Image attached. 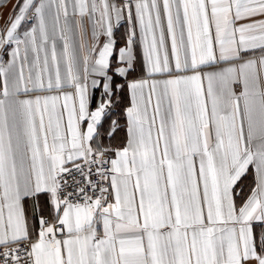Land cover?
<instances>
[{
  "label": "snow or ice",
  "instance_id": "obj_1",
  "mask_svg": "<svg viewBox=\"0 0 264 264\" xmlns=\"http://www.w3.org/2000/svg\"><path fill=\"white\" fill-rule=\"evenodd\" d=\"M14 12L0 26V264H264V0Z\"/></svg>",
  "mask_w": 264,
  "mask_h": 264
},
{
  "label": "crops",
  "instance_id": "obj_2",
  "mask_svg": "<svg viewBox=\"0 0 264 264\" xmlns=\"http://www.w3.org/2000/svg\"><path fill=\"white\" fill-rule=\"evenodd\" d=\"M22 3L23 0H20ZM17 6V0H0V26H3L5 21L10 15H15L14 8ZM122 28V32L120 34H117V30ZM114 37L116 40V48L113 53V63H116V59L118 57V50L120 47H123L125 45L127 35H126V28L124 26V23L121 22V26L114 30ZM90 31L88 34L87 39L90 40ZM122 41V44L118 45V40ZM134 50L137 55V59L139 63H142V52L139 47V45H134ZM3 54H0L2 56ZM5 59L7 57H4ZM139 67V64H138ZM144 74L140 71H137L135 73H132L129 75V80L133 79H139L142 78ZM99 92L97 91L95 94L96 100L99 99ZM126 95V91H125ZM95 106V104H93ZM112 119H115L118 121V127L116 128L115 132L112 133L111 137H108L105 135V143L109 144L113 148H119L122 147L127 142V117L123 113V119L121 120L117 115L113 116ZM104 130H107L110 128V121L106 120L104 122ZM253 183V177L251 175V171L249 173H246L244 176L241 177V179L237 182V191H243L244 194H246L250 188V186ZM254 232L264 231V227H262L260 224L254 223Z\"/></svg>",
  "mask_w": 264,
  "mask_h": 264
},
{
  "label": "built area",
  "instance_id": "obj_3",
  "mask_svg": "<svg viewBox=\"0 0 264 264\" xmlns=\"http://www.w3.org/2000/svg\"><path fill=\"white\" fill-rule=\"evenodd\" d=\"M73 176L77 180H82L83 179L78 173H75V171L73 170V174L67 177V179H68V181H69L70 184L72 183ZM92 179L95 180L96 177L93 176ZM69 191H72V189L70 188Z\"/></svg>",
  "mask_w": 264,
  "mask_h": 264
},
{
  "label": "trees",
  "instance_id": "obj_4",
  "mask_svg": "<svg viewBox=\"0 0 264 264\" xmlns=\"http://www.w3.org/2000/svg\"><path fill=\"white\" fill-rule=\"evenodd\" d=\"M122 32V28L117 30V34H120ZM122 44V41L120 39L118 40V45ZM126 106L122 105L120 109H117L116 111L119 113L117 116L122 120L123 119V107Z\"/></svg>",
  "mask_w": 264,
  "mask_h": 264
}]
</instances>
